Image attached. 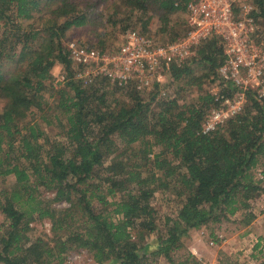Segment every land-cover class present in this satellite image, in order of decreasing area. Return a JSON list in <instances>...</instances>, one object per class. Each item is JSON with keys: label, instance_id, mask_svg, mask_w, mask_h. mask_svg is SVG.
I'll use <instances>...</instances> for the list:
<instances>
[{"label": "trees", "instance_id": "obj_1", "mask_svg": "<svg viewBox=\"0 0 264 264\" xmlns=\"http://www.w3.org/2000/svg\"><path fill=\"white\" fill-rule=\"evenodd\" d=\"M122 1L131 12H156L168 42L176 39L170 19L185 11L176 0ZM254 5L259 42L264 0ZM86 8L76 0H0V177L15 179L1 192L8 223L0 232V263L64 264L71 250L83 249L93 264H158L159 257L182 264L173 252L190 232L232 218L246 226L256 217L251 201L262 192L255 170L264 165V99L248 92L241 112L204 132L218 105L208 90L180 104L159 97L158 85L147 99L105 79L84 85L74 77L63 39L71 28L93 23ZM224 59L217 39L209 37L171 75L190 79L200 67L205 73L186 84L201 89V79L218 80ZM56 64L67 72L59 86L47 84ZM221 91L231 92L222 85ZM46 92L57 95L55 138L28 120L33 109L49 107ZM40 188L53 194L51 202L69 206L46 203ZM158 190L173 193L175 216L166 217L163 235L149 250L146 238L157 227L151 199ZM35 216L50 221V239L30 235Z\"/></svg>", "mask_w": 264, "mask_h": 264}, {"label": "built area", "instance_id": "obj_2", "mask_svg": "<svg viewBox=\"0 0 264 264\" xmlns=\"http://www.w3.org/2000/svg\"><path fill=\"white\" fill-rule=\"evenodd\" d=\"M175 5L185 8V31L173 41L160 42L129 30L111 53L73 40L67 42L66 50L75 79L84 85L105 79L141 95H149L158 85V96L167 98L172 67H181L201 43L215 37L225 59L217 69L220 89L210 92L218 105L203 123V131L209 132L241 112L248 92L264 99V41L256 39L259 24L254 17V0H176ZM221 85L231 90L229 95L223 94ZM255 179L264 192V165L255 170ZM86 264H93L92 259Z\"/></svg>", "mask_w": 264, "mask_h": 264}, {"label": "rangeland", "instance_id": "obj_3", "mask_svg": "<svg viewBox=\"0 0 264 264\" xmlns=\"http://www.w3.org/2000/svg\"><path fill=\"white\" fill-rule=\"evenodd\" d=\"M76 1L82 5H87L89 8L86 9L90 10L96 20L93 19V23L82 27L71 28L63 39L64 45L73 40L84 47L100 49L111 53L114 52V49L121 43L123 36L129 30H137L160 42H168V32L160 30L162 24L156 12L151 10L145 13L136 10L135 12H131L122 0ZM129 15L131 16L129 17ZM147 18H149V22L146 29H143L142 22ZM170 25L178 33L176 38L180 36L179 34H183L185 31L184 11L178 10L175 12L170 19ZM261 36V40L264 41V33ZM193 71L191 75L193 78L205 73L203 69L196 66L193 68ZM51 72L52 78L47 84L55 86H59L67 75L61 64H56ZM171 77L166 84V91L171 98L176 97L180 104L195 101L202 91L215 92L220 88L217 80L210 78L201 79L200 89L197 84H186L189 81L191 83L193 78L189 79V77H186L182 80H174L172 75ZM93 81H95L93 84L97 85L100 79ZM143 96L146 99L148 96L150 97V95ZM117 97L118 99H127L124 95H117ZM44 98L48 99L49 107L45 105L42 111H35L33 109L28 113V120L38 121L48 136L55 138L58 136L55 134L59 132V129L56 126L54 119L55 111L52 107L57 100V95L54 94V96L49 98V92H46ZM156 98L158 99V97ZM3 105L4 101L0 99V111ZM41 116H45L46 119H42ZM154 149L157 151V147H154ZM14 180L13 175L0 177V199L3 195L1 192L10 190V186L13 185ZM39 191L45 202L52 203L51 205L55 208L64 209L69 206V203L66 202H51L53 194L50 191L44 188H40ZM173 197L174 195L171 191L158 190L151 199V204L156 212L157 227L146 238L145 243L149 244V250L156 248L153 242L157 240L159 235H163L166 217L175 216V201L170 200ZM251 204L256 217L249 225L242 226L235 218H232L230 221L211 224L207 227L194 230L184 240V246L173 252L175 262L182 264H259L264 259V197L260 198L259 196L256 200L251 201ZM7 223L8 220L0 212V232L3 231ZM50 227L51 224L47 218L40 219L35 216L30 223V235L50 239L52 234ZM210 241H213V244H210ZM91 258V254L86 250L73 249L67 254L64 264H86ZM158 264L170 263L163 257H159Z\"/></svg>", "mask_w": 264, "mask_h": 264}, {"label": "crops", "instance_id": "obj_4", "mask_svg": "<svg viewBox=\"0 0 264 264\" xmlns=\"http://www.w3.org/2000/svg\"><path fill=\"white\" fill-rule=\"evenodd\" d=\"M261 197H264V193L262 192L261 195H260V198ZM256 220H258V218H256Z\"/></svg>", "mask_w": 264, "mask_h": 264}]
</instances>
